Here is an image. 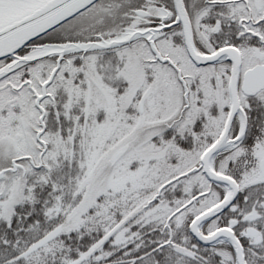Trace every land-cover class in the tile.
<instances>
[{"label":"snow or ice","instance_id":"6c2138e0","mask_svg":"<svg viewBox=\"0 0 264 264\" xmlns=\"http://www.w3.org/2000/svg\"><path fill=\"white\" fill-rule=\"evenodd\" d=\"M0 264H264V0H0Z\"/></svg>","mask_w":264,"mask_h":264}]
</instances>
